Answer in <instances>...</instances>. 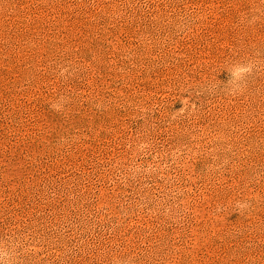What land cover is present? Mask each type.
Wrapping results in <instances>:
<instances>
[{"label": "rangeland", "instance_id": "1", "mask_svg": "<svg viewBox=\"0 0 264 264\" xmlns=\"http://www.w3.org/2000/svg\"><path fill=\"white\" fill-rule=\"evenodd\" d=\"M0 264H264V0H0Z\"/></svg>", "mask_w": 264, "mask_h": 264}]
</instances>
